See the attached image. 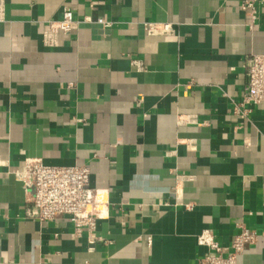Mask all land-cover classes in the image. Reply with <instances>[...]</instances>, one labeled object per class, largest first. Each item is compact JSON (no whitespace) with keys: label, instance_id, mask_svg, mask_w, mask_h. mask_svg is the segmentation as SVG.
Here are the masks:
<instances>
[{"label":"crops","instance_id":"1","mask_svg":"<svg viewBox=\"0 0 264 264\" xmlns=\"http://www.w3.org/2000/svg\"><path fill=\"white\" fill-rule=\"evenodd\" d=\"M243 1L3 0L0 264H200L203 230L227 253L242 226L260 237L240 264H264V103L242 104L264 4L252 20ZM65 8L75 26L45 46ZM28 157L89 165L95 243L66 216H25Z\"/></svg>","mask_w":264,"mask_h":264},{"label":"built area","instance_id":"2","mask_svg":"<svg viewBox=\"0 0 264 264\" xmlns=\"http://www.w3.org/2000/svg\"><path fill=\"white\" fill-rule=\"evenodd\" d=\"M262 4L264 0H244L241 8L254 20ZM3 15V0H0V20L3 19ZM97 21L103 25L110 24L104 18H99ZM75 23L73 12L69 8L63 10L60 18L47 20L42 32L44 45L57 46L60 34L70 32ZM143 25L149 34L176 33L171 22L149 21L144 22ZM260 103H264V53H255L247 66V81L242 104ZM186 120L184 118L180 121L186 122ZM13 173L18 180L25 184H33L35 188L31 206L26 208L25 216L39 221L66 216L73 222L76 235L86 231L89 242L92 244L96 242L97 221L103 216L105 203L100 200L97 191L90 186L89 165H49L41 158L28 157L24 160L22 168ZM175 189L179 193L177 186ZM186 207L190 208L191 204H187ZM259 237L260 233L242 226L231 239L230 250L225 253V248L217 236L207 228L197 237L198 243L206 247V253L200 259V264H240L239 256L245 251L246 246L254 244Z\"/></svg>","mask_w":264,"mask_h":264}]
</instances>
